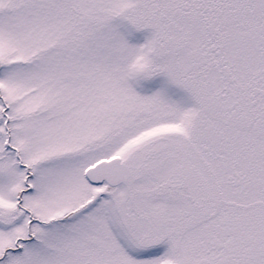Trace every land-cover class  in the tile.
Segmentation results:
<instances>
[{"label": "snow or ice", "instance_id": "snow-or-ice-1", "mask_svg": "<svg viewBox=\"0 0 264 264\" xmlns=\"http://www.w3.org/2000/svg\"><path fill=\"white\" fill-rule=\"evenodd\" d=\"M0 264H264V0H0Z\"/></svg>", "mask_w": 264, "mask_h": 264}, {"label": "rangeland", "instance_id": "rangeland-1", "mask_svg": "<svg viewBox=\"0 0 264 264\" xmlns=\"http://www.w3.org/2000/svg\"><path fill=\"white\" fill-rule=\"evenodd\" d=\"M138 39L140 40V42H142V40H143V37H142V36H140V37H138Z\"/></svg>", "mask_w": 264, "mask_h": 264}]
</instances>
